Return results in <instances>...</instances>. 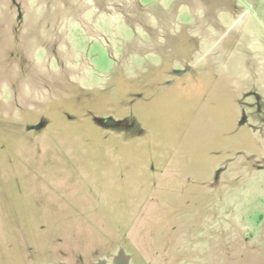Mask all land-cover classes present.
I'll return each mask as SVG.
<instances>
[{
    "label": "rangeland",
    "instance_id": "obj_1",
    "mask_svg": "<svg viewBox=\"0 0 264 264\" xmlns=\"http://www.w3.org/2000/svg\"><path fill=\"white\" fill-rule=\"evenodd\" d=\"M264 264V0H0V264Z\"/></svg>",
    "mask_w": 264,
    "mask_h": 264
},
{
    "label": "trees",
    "instance_id": "obj_2",
    "mask_svg": "<svg viewBox=\"0 0 264 264\" xmlns=\"http://www.w3.org/2000/svg\"><path fill=\"white\" fill-rule=\"evenodd\" d=\"M127 256L128 257H127L125 262H122V261H119V260H115L113 264H129V258H130L129 256L130 255L127 254ZM93 264H106V263H105V260H103V261H100L98 263H93Z\"/></svg>",
    "mask_w": 264,
    "mask_h": 264
}]
</instances>
